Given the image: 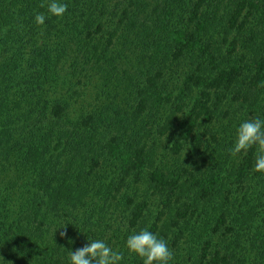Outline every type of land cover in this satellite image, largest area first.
<instances>
[{
	"label": "trees",
	"instance_id": "obj_1",
	"mask_svg": "<svg viewBox=\"0 0 264 264\" xmlns=\"http://www.w3.org/2000/svg\"><path fill=\"white\" fill-rule=\"evenodd\" d=\"M59 2L0 0V264H142L145 227L170 264H264L256 148L228 152L264 119V0Z\"/></svg>",
	"mask_w": 264,
	"mask_h": 264
},
{
	"label": "clouds",
	"instance_id": "obj_2",
	"mask_svg": "<svg viewBox=\"0 0 264 264\" xmlns=\"http://www.w3.org/2000/svg\"><path fill=\"white\" fill-rule=\"evenodd\" d=\"M40 6L45 5L42 3ZM47 8L51 15L62 18L68 5L59 0H48ZM34 19L38 26H42L47 17L43 13H37ZM258 86L264 88V82ZM253 147L256 148L253 171L264 173V119L259 117L246 120L238 126L236 141L228 152L232 157H236ZM64 235L66 233L61 232V236ZM125 246L129 253L141 259L142 264H170L174 259V253L169 248L168 242L151 232L148 227L128 235ZM123 258L122 252L113 250L103 240H92L74 252L70 251L71 264H120Z\"/></svg>",
	"mask_w": 264,
	"mask_h": 264
},
{
	"label": "rangeland",
	"instance_id": "obj_3",
	"mask_svg": "<svg viewBox=\"0 0 264 264\" xmlns=\"http://www.w3.org/2000/svg\"><path fill=\"white\" fill-rule=\"evenodd\" d=\"M185 231H186V230H185ZM195 242H196V240H195ZM191 243L193 244L194 241H191V242H190V244H189L190 246H191ZM182 258L184 259L185 257L183 256Z\"/></svg>",
	"mask_w": 264,
	"mask_h": 264
}]
</instances>
